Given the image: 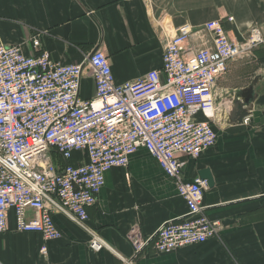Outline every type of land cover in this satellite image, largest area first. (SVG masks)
I'll return each instance as SVG.
<instances>
[{
  "label": "built area",
  "instance_id": "built-area-1",
  "mask_svg": "<svg viewBox=\"0 0 264 264\" xmlns=\"http://www.w3.org/2000/svg\"><path fill=\"white\" fill-rule=\"evenodd\" d=\"M39 35L29 38V54L22 44H0V232L7 229L10 209L18 231L45 239L61 236L57 211L90 230L87 207L97 202L105 172L127 166L131 155L145 149L174 181L187 213L147 236L132 225L124 237L134 255L219 236L221 222L206 213L207 181L185 179L181 156L194 160L214 145L221 113L217 80L232 58L264 43V28L238 40L217 19L200 30L182 24L164 40L160 67L125 83L115 82L102 50L61 64L40 48ZM84 75L94 84L89 98L79 95ZM74 152L84 159L71 161ZM89 247L99 250L104 243L91 232ZM41 253H47L45 245Z\"/></svg>",
  "mask_w": 264,
  "mask_h": 264
},
{
  "label": "crops",
  "instance_id": "crops-1",
  "mask_svg": "<svg viewBox=\"0 0 264 264\" xmlns=\"http://www.w3.org/2000/svg\"><path fill=\"white\" fill-rule=\"evenodd\" d=\"M211 19L240 40L251 29L264 28V0H0V44H22L32 53L29 38L38 31L40 48L61 64L80 63L100 49L115 82L125 83L160 67L164 40L178 26L200 30ZM80 83V97H92L91 77L84 75ZM250 85L254 93L264 92V43L232 58L217 80L225 115L215 124L214 145L194 160L181 156L185 179L199 176L200 169L211 172L213 185L206 187L204 203L208 217L221 222L219 236L134 255L124 237L132 225L147 236L165 220L187 213L174 181L139 149L127 166L105 172L97 202L87 207L90 230L57 211L53 218L61 236L45 239L36 231H18L10 209L7 229L0 232V264H264V106L251 109L247 122L227 121L232 91ZM81 159L74 152L71 161ZM91 232L104 247H89Z\"/></svg>",
  "mask_w": 264,
  "mask_h": 264
},
{
  "label": "water",
  "instance_id": "water-1",
  "mask_svg": "<svg viewBox=\"0 0 264 264\" xmlns=\"http://www.w3.org/2000/svg\"><path fill=\"white\" fill-rule=\"evenodd\" d=\"M232 98H234V101H232L233 106L229 108L227 118V121L232 124L240 122L246 114L250 113L251 109H259L264 106V92L260 94L254 93L252 85L241 90L232 91ZM198 175L200 178L206 179L207 186L211 187L213 185V178L209 168L200 169Z\"/></svg>",
  "mask_w": 264,
  "mask_h": 264
},
{
  "label": "rangeland",
  "instance_id": "rangeland-1",
  "mask_svg": "<svg viewBox=\"0 0 264 264\" xmlns=\"http://www.w3.org/2000/svg\"><path fill=\"white\" fill-rule=\"evenodd\" d=\"M218 103H219V104H218L219 106H220V105H223V103L225 104V102H224V100H223V97H222V98L220 97V98L218 99ZM219 110L221 111L220 114H222V116L220 115L219 120H218V122H217V125H218V123H221V119L223 120V117H224V115H225V114H223L224 112H223V110H222L221 107L219 108ZM219 121H220V122H219Z\"/></svg>",
  "mask_w": 264,
  "mask_h": 264
},
{
  "label": "bare ground",
  "instance_id": "bare-ground-1",
  "mask_svg": "<svg viewBox=\"0 0 264 264\" xmlns=\"http://www.w3.org/2000/svg\"><path fill=\"white\" fill-rule=\"evenodd\" d=\"M231 37V36H230Z\"/></svg>",
  "mask_w": 264,
  "mask_h": 264
}]
</instances>
